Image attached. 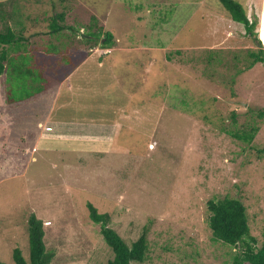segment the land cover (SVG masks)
I'll list each match as a JSON object with an SVG mask.
<instances>
[{
	"label": "rangeland",
	"instance_id": "rangeland-1",
	"mask_svg": "<svg viewBox=\"0 0 264 264\" xmlns=\"http://www.w3.org/2000/svg\"><path fill=\"white\" fill-rule=\"evenodd\" d=\"M235 1L251 20L260 17L257 33L264 48L259 0L256 8L251 0ZM99 2L100 8L87 14L112 32L115 50L102 59L97 55L87 66L97 76V82L88 84L92 90L87 84L74 85L73 94L60 99L70 104L62 111L59 105L53 116L84 124L97 121L100 129L91 133L98 136V148L89 151L98 153L78 158L70 150H37L38 136L45 144L51 138L47 132L43 138L39 128L49 123L53 110L50 91L9 106L7 76L0 78L1 261L16 264L15 248L29 258L28 219L34 214L45 223L46 248L56 254L52 264H107L114 254L101 224L91 218L92 205L110 216L109 226L128 245L148 231L150 255L144 264H234L242 248L213 242L207 202L226 195L240 200L252 236L262 244L264 154L259 150L264 148V120L259 113L264 112V64L232 85L234 70L215 62L205 65L198 58L206 52L217 59L260 47H254L245 29L239 31L244 26L232 21L220 0ZM40 5L27 2L23 13L38 17L43 28L49 17ZM71 10L65 25L74 22L89 32L88 16L85 22L73 20L80 12ZM18 15L6 16L0 32L20 21ZM182 50H190L193 63L178 59L175 52ZM100 63L104 71L98 69ZM53 80L49 86L56 85ZM185 97L190 107L183 103ZM232 111L238 113L237 126ZM255 123L261 129L247 150L226 134Z\"/></svg>",
	"mask_w": 264,
	"mask_h": 264
},
{
	"label": "trees",
	"instance_id": "trees-1",
	"mask_svg": "<svg viewBox=\"0 0 264 264\" xmlns=\"http://www.w3.org/2000/svg\"><path fill=\"white\" fill-rule=\"evenodd\" d=\"M220 1L232 21L244 26L246 37L250 36L254 39V47L260 48H250L245 52H231L229 57L222 56L217 59L214 57V52L213 55L212 52H206L207 55L205 57L198 59L203 60V64L205 65L212 66L213 62H215L216 66L226 67L228 71L234 70V75L231 76V84L236 85V78L238 76L254 69L258 64H264V48L259 39V33H257L259 18L256 16L251 20L246 9L235 0ZM100 4L99 0H92L90 5L91 8L99 9ZM20 11L19 0L9 2L8 4L0 3V23H3L6 16L13 18L18 13V16H20ZM60 18L62 19L61 16H57L56 19ZM56 19L53 18L52 20ZM91 19L92 22L88 27L89 32L86 33V37L83 40L92 43L93 49L98 46L103 50L113 49L115 47V38L112 32H106L99 26L98 18L95 15ZM20 23V21H15V23L6 27V31L0 32V78L5 74L7 76L9 104L31 100L36 94L45 92L50 87L48 82H45L44 77L41 76V72L37 69L36 65L33 64L35 61L34 53L33 50L31 53L28 52L27 39L19 27ZM94 23L95 27L93 26ZM54 26L52 34H58L59 27L55 21ZM101 41L102 43H100ZM188 51L190 50L177 51L175 54L180 61L193 63L192 60L194 58L189 57L190 52ZM173 55L172 52L168 54L169 59L172 61H174L172 59ZM242 61L246 62L243 63ZM213 77H215V74L210 79H213ZM182 100L189 107L192 104L186 97ZM232 117L234 126H237L238 113L232 111ZM259 117L261 120H264V112H260ZM260 129V125L255 123L243 126V128L238 130L226 131V134L246 144V147L243 149L244 151L251 148ZM259 153L264 154V148L259 150ZM207 208L210 214L208 226L213 235V242H222L232 248H242V252H239L234 257V264H264V240L259 245V241L252 236L247 208L240 200L232 198L229 195L222 198L215 197L207 202ZM89 209L92 220L97 224H101V235L114 254V257L107 264H144L149 260L150 243L147 230L137 241L128 245L123 237L109 226V215L99 214L98 209L92 205H89ZM44 228L45 223L39 220L36 215L31 214L28 219L29 258H25L20 248H15L13 259L16 264L53 263L52 261L56 254L49 253L46 248V233ZM0 264L5 263L0 259Z\"/></svg>",
	"mask_w": 264,
	"mask_h": 264
},
{
	"label": "crops",
	"instance_id": "crops-1",
	"mask_svg": "<svg viewBox=\"0 0 264 264\" xmlns=\"http://www.w3.org/2000/svg\"><path fill=\"white\" fill-rule=\"evenodd\" d=\"M13 1L16 0H0V3L8 4L9 2ZM19 1L21 6L20 24L22 25V27L21 25L19 27L24 32L23 34L27 39L28 52L31 53L33 50L35 60L33 64H35L37 69L41 72V76L44 77L45 82H50V80L53 78V81L56 82V85L50 86L47 90L50 91V93L47 94L53 99V105L51 109L57 110L56 108L60 105L61 111L65 110V106L70 104V101L60 103L62 96L65 95L66 92L67 94L72 95L74 91V85L87 84V90H92L93 86L88 84L97 82V76H93L94 70L87 69V66L91 65L92 59L97 55L100 56V59H102L101 56L105 55L104 57H106L112 50H103L102 48L98 47L93 49L92 43L83 40L87 33L84 32L85 27L79 25L77 28L74 26V22L71 24L67 22L65 25V17L72 11L71 9H74V12L76 9L80 12V15L77 14L73 20H76L77 17H80L85 22L88 16L90 19L89 23L91 24L92 19L91 16L87 14V12L92 13L90 5L92 0ZM251 1L253 2L252 8H256V0ZM27 2H35L36 5L39 6L42 4V7L47 8L48 12H44V16L47 14L49 18L43 19L47 21V26L41 28V24L36 22L38 17L33 18L31 17L30 13H23V5ZM86 2L89 6L88 8L87 5H84ZM76 3L78 4L77 7ZM258 5L259 12L264 16V0H259ZM58 15L61 16L62 19H56ZM53 18L56 19L54 21L59 27L58 34H52V31L55 27L54 21L52 20ZM87 27L89 26L87 25ZM241 29L244 28H240L239 31H242ZM113 50H115V47ZM104 52L106 53L103 54ZM86 54L87 56L85 57ZM77 57H79V62H76ZM98 69L100 71H104L102 63H100V67ZM20 103L12 104V106H17ZM8 105L10 106V104ZM53 110L48 116L49 123H45L44 125L39 124V128L44 131L43 138H45L47 134H50L49 137L51 138L49 139V142L45 144L42 140H40L42 138L38 136L37 140H35L36 145L38 146L37 150H56L57 152H62L64 154L70 150L74 154H77L78 156L76 157L78 158L85 157V154L87 153L88 155H94L95 153H98V150L89 151V149L98 148L96 147L98 136L91 133L94 131V129H100V127L98 128L97 121H93L97 124H91V121H89L90 124H84L85 121L80 119H67L66 121L61 119H53L55 112V110ZM44 126L45 128L52 130L47 131ZM67 127L74 128L70 129ZM88 130L90 133L87 132ZM92 146L94 147L91 148Z\"/></svg>",
	"mask_w": 264,
	"mask_h": 264
}]
</instances>
